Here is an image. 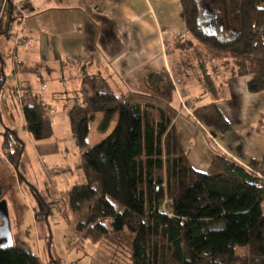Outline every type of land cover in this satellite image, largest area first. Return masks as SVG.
Returning <instances> with one entry per match:
<instances>
[{
  "label": "trees",
  "instance_id": "1",
  "mask_svg": "<svg viewBox=\"0 0 264 264\" xmlns=\"http://www.w3.org/2000/svg\"><path fill=\"white\" fill-rule=\"evenodd\" d=\"M180 1L186 33L204 46L209 60L229 64L237 77H249L250 93L264 92V0H240L241 31L230 39L223 31L205 32L198 0ZM14 13L12 0L3 7L0 1V37L8 36L17 20ZM178 47L193 49V41H181ZM191 58L180 60L173 73L149 71L144 92L119 96L100 76L82 80V102L74 103L69 120L86 182L63 193V202L72 213L88 204L76 231L95 242L126 243L130 264H264V162L244 166L219 151L202 172L191 165L180 143L174 122L182 106L176 89L195 79ZM42 66L17 63L16 72L32 74ZM204 71L197 80H204L212 98H219L216 78ZM6 82L0 68V97ZM16 94L31 137L50 139L53 127L42 98ZM26 96L32 101L26 102ZM192 114L194 122L214 135L233 130L215 103L192 109ZM96 122L102 138L90 144ZM0 134L1 153L19 174L25 144L14 130ZM31 190L40 219L51 203ZM0 264L43 263L27 244L15 241L12 247H0Z\"/></svg>",
  "mask_w": 264,
  "mask_h": 264
},
{
  "label": "crops",
  "instance_id": "2",
  "mask_svg": "<svg viewBox=\"0 0 264 264\" xmlns=\"http://www.w3.org/2000/svg\"><path fill=\"white\" fill-rule=\"evenodd\" d=\"M12 2L16 7L17 20L10 27L6 36L8 44L5 47L2 44V36L0 37V68L4 71L7 82H14L11 90L19 92L24 89V93L42 98L48 109L52 127L56 112L64 114L70 125L69 111L75 102H82L80 91L82 80L86 76L104 78L112 91L122 96L136 92L137 87H143V78L151 70L165 69L169 73L174 72L169 52L165 48L164 29L178 27L182 33L186 31L180 0ZM208 61L205 68L216 78V89L221 93L219 98H212L209 103L202 104L197 91H187L186 87L191 81L195 83L196 78L184 86H177L176 89L177 105L180 107L181 104L182 109L174 124L180 143L188 152L191 165L196 170L206 172L219 151L244 166L252 160L262 164L264 92L250 93L249 77H237L227 63ZM17 63L28 67L42 63L43 66L36 73L21 74L16 72ZM6 64L9 65L8 75L5 71ZM49 80L56 83V88L46 98L39 90H48L45 81ZM25 101L32 100L26 96ZM212 103L219 107L231 123V132L214 135L211 130L193 121L192 109ZM188 104H191V107H188ZM9 116L14 117L11 113ZM1 119L0 110V121ZM1 131L4 129H0ZM0 136L2 138L1 134ZM53 137L54 128L52 137L44 141L48 142ZM73 142L75 143L74 136ZM0 164L13 169L5 160L4 153H1V147ZM49 167L52 168V173L49 174L50 185L46 186L49 188L47 197L43 195L44 191L41 192L37 186L28 183L21 174H18L19 183L22 184V177L24 182L34 187L46 201H54L62 198L63 193L73 187L86 182L81 155L75 163H71V167L68 166L69 170H63L56 162H51ZM47 169L45 168V171ZM4 199L1 196L0 202ZM9 206L10 204L7 205L8 210ZM8 216L10 221V211ZM11 229L13 235L12 226Z\"/></svg>",
  "mask_w": 264,
  "mask_h": 264
},
{
  "label": "rangeland",
  "instance_id": "3",
  "mask_svg": "<svg viewBox=\"0 0 264 264\" xmlns=\"http://www.w3.org/2000/svg\"><path fill=\"white\" fill-rule=\"evenodd\" d=\"M2 7L10 0H0ZM201 20L205 32H207V18L205 7L208 6L213 15L220 9L219 18L222 22L216 24L217 29L223 23L222 34L226 38H232L241 31V9L240 0H198ZM14 17L16 7L13 4ZM222 11V12H221ZM209 33V32H208ZM165 48L169 52L171 66L178 70L180 60H185L187 56H192V69L195 73V83L192 81L186 87L187 91H197L198 98L202 104L209 103L212 95L206 90V83L197 80L205 75V67L208 66V53L204 46L189 33L181 32L178 27L174 29H164ZM178 38H182L178 40ZM2 44H8L6 36H2ZM181 41H193V49L178 47ZM178 63V64H177ZM8 64H6V74H9ZM199 74L200 76H197ZM208 80V79H206ZM208 82V81H206ZM18 85L20 84L17 82ZM48 90H39L44 97H48L52 90L56 88V83L45 81ZM14 82H7L1 95V116L0 129L16 130L20 139L25 144V152L18 167V172L24 176L28 183L34 184L47 197L50 185L52 168L51 162L59 163L63 170H69L71 163H75L80 158V151L73 142V135L70 130L69 121H66L64 114L56 112L53 116L54 137L48 141H36L25 129L22 105L17 100V94L11 90ZM137 91L144 92L141 87ZM20 96L24 91L17 92ZM221 94V93H220ZM16 103V104H15ZM61 105V104H60ZM8 106V107H7ZM9 113L14 117L9 116ZM97 122L92 123L90 133V144L98 142L102 137L97 131ZM212 139V138H210ZM213 140V139H212ZM3 139L0 136V147ZM45 168H48L45 171ZM17 170H10L9 167L0 164V197L5 198L11 212L10 223L13 227L15 241L27 244L36 253L43 264H130V254L126 243L116 245L111 240L100 239L99 241L87 240L76 231V225L86 218L87 205L80 213H72L64 204L62 198L51 201L47 200L48 209L40 219L36 218L39 212V204L27 182L19 183ZM21 180V179H20ZM51 189V187H50ZM48 220L46 221V217ZM51 232V234H50Z\"/></svg>",
  "mask_w": 264,
  "mask_h": 264
},
{
  "label": "water",
  "instance_id": "4",
  "mask_svg": "<svg viewBox=\"0 0 264 264\" xmlns=\"http://www.w3.org/2000/svg\"><path fill=\"white\" fill-rule=\"evenodd\" d=\"M14 245L12 229L5 201L0 202V247L8 248Z\"/></svg>",
  "mask_w": 264,
  "mask_h": 264
},
{
  "label": "flooded vegetation",
  "instance_id": "5",
  "mask_svg": "<svg viewBox=\"0 0 264 264\" xmlns=\"http://www.w3.org/2000/svg\"><path fill=\"white\" fill-rule=\"evenodd\" d=\"M205 13L208 16V18L206 19L207 20V24H208L207 27H206L207 31L210 34H217V33L221 32V31H223V29H224L223 23L221 24L219 29H217V27H216V24H218L219 22H222V20L219 18V15L221 14L220 13V9L217 10V14L215 13L213 15L211 9L208 6H206L205 7Z\"/></svg>",
  "mask_w": 264,
  "mask_h": 264
},
{
  "label": "built area",
  "instance_id": "6",
  "mask_svg": "<svg viewBox=\"0 0 264 264\" xmlns=\"http://www.w3.org/2000/svg\"><path fill=\"white\" fill-rule=\"evenodd\" d=\"M45 87V86H44ZM263 208H264V205H263Z\"/></svg>",
  "mask_w": 264,
  "mask_h": 264
}]
</instances>
